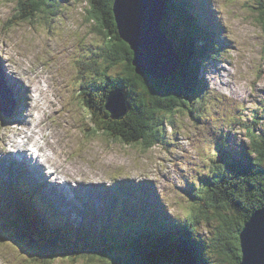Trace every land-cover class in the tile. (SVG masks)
Wrapping results in <instances>:
<instances>
[{"label":"rangeland","instance_id":"1","mask_svg":"<svg viewBox=\"0 0 264 264\" xmlns=\"http://www.w3.org/2000/svg\"><path fill=\"white\" fill-rule=\"evenodd\" d=\"M174 2L175 0H165L167 13L166 17H164L165 21H162L163 30L173 44L178 46L177 42L171 40L170 33L174 31L173 27L177 25V22L181 24L180 21L177 20V16L172 13L176 10L181 11V14L187 15L190 20H193V25L198 23L199 26L205 23L208 24L212 29L211 32L213 34H211L210 40L213 43L216 44L215 40L219 38V36L225 42L220 49V58H216L217 62L214 63L211 61L202 67L206 69L201 70L198 79L202 80L204 78L203 81L209 86L211 94L205 96L201 103L202 107L196 105L197 109L193 110L195 115H202L200 120L202 118L205 119L206 111L209 107L217 104L215 99L220 98V100L227 102L226 105L229 110L233 105H238L239 101H242L244 103V108L242 112L238 111L239 124L242 128L239 125L238 127H231L230 130L227 129L225 131L224 128L222 129V127H219L218 133L219 131L220 133L218 135H203L204 132L198 130L196 132L197 135H189L192 134L199 125H192L187 110H179L176 116L173 117V122H176L173 126V130H171L170 127H165L166 134L169 135L168 140L170 144L163 148L155 147L146 151L136 146L126 147L118 144L116 141L106 144L99 140L96 135L102 137H106V135L102 133V129L98 124V118L93 117L91 119L81 106V92L79 93L78 89L75 87L79 86L81 82L87 84L88 81H91L93 78L90 88L94 86L95 89H98L99 85L103 82L104 75L102 72L104 67L98 63L101 59L92 57V55L98 51V47L102 48L106 38L102 34L104 32H98L96 28L88 22V10H86L88 9V0H54V3H49L52 7L57 6L52 12L46 11L47 9L41 10L42 6H37V10L35 11L34 7H26L28 1H25L20 8V12H25V18L32 14L27 19L14 17L17 10V0H0V54L8 52L6 55L3 54L7 60H3L1 65L10 71H28L31 74L37 72L38 74H44L43 76L46 78L48 77V84L52 87L56 98L54 109L57 110L50 115L51 123L61 126L66 117L70 122H75L74 126L73 124L71 125L67 119V121H65L68 134L75 136V139L72 140L73 145L68 150V155H73L75 158L82 161L85 164L84 168L91 172H98L100 174H109L112 172L111 176H119L115 173H121L136 176L140 178V180L150 177L151 179H147V181L158 183V187H154L155 191L161 190L170 201L178 199L176 192L183 186L181 181L185 176H197L202 178L203 176H207L208 171L211 173L214 172V164H216L217 159L213 156V151L215 149V144L218 143L220 139H224L225 142L228 141L229 148L234 152L233 154L242 156V154L239 153H246L248 140H250L247 138L245 139V135H258L260 131H264V14L259 10L258 7L260 6L257 4V1L178 0L180 3H178L177 6ZM58 9L62 10V12H57L58 15L54 16L53 12ZM49 13H51V15ZM178 30L182 32V29L179 28ZM58 37H60L59 47L55 46ZM66 37H69V40L67 41V46L63 47L61 43ZM201 38L203 37L201 36ZM201 38L193 40L197 41L198 44L203 41ZM76 44L79 46V49L81 48L83 51V54L78 56V58L75 55ZM54 47L55 49H53ZM5 48L8 50L6 51ZM29 51L32 53H29ZM131 52L133 60L134 50H131ZM88 54L89 56L86 58ZM207 57H209V55ZM74 60L79 66V70L77 71L75 69L76 64L73 62ZM95 61L97 64L93 66V68H95L94 70L88 66V63H93ZM73 63L75 64L74 67L72 66ZM18 72L16 73L20 74ZM110 74L112 77L117 76V69L114 68L110 70ZM8 75L10 85L13 87L15 85V89H20L22 91H20L19 95H14V97L18 101H23L24 95H27L31 103L37 104L38 98L34 91L31 89L27 91L22 90L24 87L26 88L25 83L22 84L11 77L10 74ZM8 75H3V80ZM176 76L173 73L171 77L175 78ZM22 77L28 78V80L31 81L33 76L31 75V77H29L25 75ZM59 78H67V82L64 86L57 81ZM72 79L74 80L73 83ZM2 87L8 103L11 104V102H14L13 95L11 94L12 89H7L4 85H2ZM75 93L74 102H70L71 94L75 95ZM241 107H243V105H241ZM11 110H13V108H11ZM13 114L12 117L15 116V113ZM200 123L201 122H198V124ZM13 125H16L14 121H9L5 126L0 124V129ZM16 127L17 131L20 133L19 135L27 133L29 129L25 124H20ZM182 133L186 135H179ZM1 135L2 138L3 136H12L8 131V127ZM91 135H93V138H89ZM173 135H175V137H173ZM87 139L90 141L85 142ZM94 147H96L95 151ZM78 148H81L82 151L89 150L92 155L88 152H84V155L82 151H80L79 155L74 154L77 152ZM25 152L27 155L30 154L29 151ZM106 157L117 159L123 164L108 162ZM208 157L211 158L210 161L206 160ZM30 160L31 159H28L27 162H23V164L26 166ZM45 160L51 165L54 164V162L49 159L47 153L45 155ZM148 164L156 165L159 169L153 173L151 172V168L147 167ZM20 167L24 168L23 165H20ZM139 168L145 169L140 170ZM24 171L26 170L24 169ZM133 173L137 174L135 175ZM43 176H45L48 183V177L46 175ZM64 176L72 180L71 175ZM7 178L8 177H6V179ZM0 180H3V177L0 176ZM34 182L41 184L37 181ZM67 183L74 187L79 185L84 186V182L78 180L74 182L69 181ZM124 183L127 184V182ZM108 186L111 185L108 184ZM37 187L40 189L39 186ZM43 187L44 191L47 193V188L44 185ZM114 191L115 190L109 191L106 206L111 205ZM92 195L93 198L96 199V195ZM202 197L205 199V203H208V201H206V193L202 194ZM76 198L78 199L79 197ZM50 199L51 197L49 200ZM182 200L183 197L177 201L183 202ZM55 201H57L55 206L58 211L64 213L68 212L65 214L71 216V218L77 216L70 214V211L64 208L59 200L55 199ZM175 203L177 202H173V209H171V212L176 214V216H181L183 213L180 211L183 209L179 206H175ZM102 205L104 206L105 202H102ZM62 207L64 210H62ZM209 207L210 208L207 209H211V211L214 210L211 206ZM98 211L102 212L103 209L101 210L100 207ZM209 216L211 215L209 214ZM179 221L182 222L183 219L180 218ZM248 221L244 224L248 223ZM217 227L218 222L214 220L207 223L203 222L200 227V234L203 235L202 242L204 244L209 243L211 239L212 242H214V237L220 230H217ZM163 236L169 238L170 234L166 232L162 237ZM0 249L6 250L13 255L14 259L11 264H39L37 261H33V259H29L19 253L16 247L11 243L0 242ZM207 254L208 249L204 254H200V259H202L203 262H205L207 258H212L214 261L216 260L213 256ZM127 255L128 254H125L123 258L125 259ZM29 260L32 263H29ZM52 260H55L54 264H110L108 257H103L99 260L97 258L90 260L74 256L55 258Z\"/></svg>","mask_w":264,"mask_h":264},{"label":"trees","instance_id":"2","mask_svg":"<svg viewBox=\"0 0 264 264\" xmlns=\"http://www.w3.org/2000/svg\"><path fill=\"white\" fill-rule=\"evenodd\" d=\"M25 1H28L26 7H34L35 11L37 6H42L41 10L47 9L46 11H53L57 7H52L49 4L50 2L54 3V0H17L14 17L27 19L32 15L25 18V12H20ZM256 1L260 6L259 10L264 14V0ZM178 3L180 2L175 0L176 6ZM114 4L115 0H88V9H86L88 10V22L98 32H104L102 34L106 38L102 48L98 47V51L92 55V57L101 59L98 63L104 67L102 71L104 83L98 89L90 88L92 80L87 84L83 83L80 86L81 106L91 119L98 118L102 133L106 135V137L96 135L101 141H116L120 145L136 146L146 151L154 147L168 146L165 127L174 126L173 117L179 110H187V113L194 118L193 110L197 109L196 105L202 106L201 103L207 95L204 81L198 79V76H192L195 69L191 67L198 64L196 62L198 59L206 61L209 58L200 56L201 53L211 52L215 55L218 51L219 56L221 47L219 44L213 43L210 36L201 38V35H197L198 30L196 29L195 32L193 20H190L187 15L181 14V11L178 10L173 11L177 20L186 26V32L181 34H179V26L173 27V32L178 38L177 52L184 60L181 68L174 73L175 76L177 73L178 75L164 81H155L139 75L132 65L133 57L129 45L120 37L113 12ZM57 12H60V9L54 11V16L58 15ZM174 33L171 32L170 36ZM196 37L207 41V43L204 46L192 47L193 49L191 46L188 48L192 39H196ZM220 43L224 44L225 42ZM189 53L192 56L188 58L187 54L189 55ZM181 54H184L185 57ZM211 54L209 53V55ZM95 64H97L96 61L88 63V66L95 70L93 68ZM118 64L120 65L117 68L118 75L112 77L110 70H113ZM202 67L200 66V69ZM118 88L124 89L127 93L130 110L121 120L113 121L105 110V102L108 95ZM89 138H93V135ZM217 152L220 153L218 160L223 167L211 173L213 177H203L202 183L197 189L192 187L190 204L188 202L182 207L189 213L187 223L181 224L185 228L186 235L178 230H171L169 231L170 237L165 238L162 237V234L153 233V230H150L152 228H146L143 231H137L138 236L134 240L136 229L128 228L123 235L119 236L118 233V236L115 235V238L109 239L102 233L92 232L84 225L71 234L74 239L72 244L60 248V245L64 244L62 241H69L64 236L70 234L50 235L53 230L47 228L46 236L52 244L51 246L45 245L43 241H38L41 240L40 238L44 239L45 236L37 229L32 219L27 218L26 223H22L24 227L18 229L13 225L11 229L0 233V237L14 238L24 242L23 244L30 245L38 253L35 255L37 259L33 261H37L39 264H54L51 258L54 249L59 252L67 251L66 253L72 257L78 256L90 260L94 257L98 260L108 257L110 264H239L242 256L239 235L243 225L256 211L264 207V131L259 132L258 135H251L246 153H239L242 156L230 152L226 145L218 147ZM204 193L207 195L208 203H205V199L202 197ZM209 206L214 210L207 209L210 208ZM31 208L36 207L32 205ZM7 215L9 218L13 217L12 214ZM212 220L218 222L217 230H220L215 237L213 236L214 242L211 239L209 243L204 244L202 242L203 235H200V227L203 222L207 223ZM12 221L19 222L17 217H14ZM172 224L174 223H167V225ZM194 235H197L199 240L195 246L188 240L193 239ZM84 242H88L93 247L96 245L100 247L88 248ZM140 244L144 247L147 246L148 249H156L157 252L153 254L138 252L136 249ZM207 249V255L213 256L215 261L212 258H207L205 262L200 259V254H204ZM178 252H181V256L171 255ZM125 253L128 255L124 259ZM29 263L32 262L29 260Z\"/></svg>","mask_w":264,"mask_h":264},{"label":"bare ground","instance_id":"3","mask_svg":"<svg viewBox=\"0 0 264 264\" xmlns=\"http://www.w3.org/2000/svg\"><path fill=\"white\" fill-rule=\"evenodd\" d=\"M140 1L141 0H130L129 5L132 4L139 5ZM126 2L128 5V1ZM116 4L119 5L118 3H115L114 5ZM155 10H151V13L154 14ZM115 11L116 10L113 9L114 13ZM131 11L132 10L129 9V12ZM134 16L135 15L133 13V18L131 20L135 18ZM117 17L120 19L119 14H117ZM164 21L165 19L163 20V22ZM121 26L126 27V21L124 19L121 20ZM206 43L207 41L206 42L202 41L197 44V42L192 39L190 45H188V48L190 46L191 48L204 46ZM173 49L177 52V47L173 46ZM163 51L164 49L160 50L159 45H153L150 51L149 48L147 49L148 53L153 52L154 54L158 53V55L161 54ZM189 52L191 51L189 50ZM209 53L211 54V52H204L201 53L200 56L206 57L209 55ZM181 55L185 57L184 54ZM191 56H192L191 53H189V55L187 54L188 58ZM209 58L212 60V62L214 63L217 62L216 58L218 59L220 58V56H218V51H216L215 55L214 54L209 55ZM196 62L198 64L195 66L193 65L191 67L192 69H195L194 74L192 75L193 77L199 76L201 74V70H205V68L200 69V66L204 67L206 65L203 59H198ZM197 67L199 68L198 70ZM9 74L16 81L21 82L22 84L24 83L25 80H28V78H23L20 74H17L16 71H10ZM189 74L191 75L190 72ZM32 76L33 77L31 81L28 80L30 85H27L26 86L27 88L24 87L22 90L24 91H27L28 89L33 90L36 97L38 98L37 104L31 103L29 101L30 98L27 95H24L25 97L23 96L24 97L23 101H18L14 97V95H19L21 90L15 89V85L14 87L10 85V81L8 79L9 75L4 79V82L6 83V88L12 89L11 94L13 95V101H14L13 110L14 112L15 111L18 112L15 115L13 121L18 124H23V125L25 124L28 126L29 129L27 133L19 135L20 133L17 131L16 126H8V131L12 136H3V138L2 137L0 138V176L3 177V180L0 181L4 183L9 179V175L4 174V168L7 166L15 168V173L17 174L20 173V170L23 169L24 171L25 169L26 170L25 173L27 174L29 179L31 178L33 181H37L41 183V184L35 183L36 186L33 188H36L37 192L41 194L42 197L46 198L49 202H50L49 200L50 197L53 201H55V199L59 200L63 204V207L67 208L71 214L75 215L79 213L80 211H82V209L85 206L99 207L97 200L93 198L92 194H95L96 197L98 195L97 194L98 192H101L103 194H108L109 193V190L107 188L108 184L111 185L109 187H113L114 185H118L121 183L119 182L107 183L103 179V176H101L98 172L92 173L90 170L84 168L85 164H83L81 161L70 159L65 154V150L68 145V139L62 144L59 142L64 135H69L68 131L66 130V124H65V121L67 120L66 119L64 120V129H62L60 126L53 124L51 126L43 124L41 113L45 114L47 120H50L48 109L49 107L54 108L55 100L53 99V95L51 91H49V86L45 85V83L48 82L47 78L42 74H38V75L32 74ZM24 105H27V107H24L23 109ZM241 105H243V107H241ZM243 108H244V103L242 101H239L238 105H236V107L234 108V111L238 110L239 112L240 111L242 112ZM49 135H57L58 138L55 142H53L49 137ZM250 137L251 135H245V139L246 138L250 139ZM38 139L43 140V143H41ZM226 142L228 143V141ZM12 151H16V153L13 154ZM25 151H29L30 154L27 155ZM46 153L49 159H51V161L54 162V164L51 165L47 163V161L45 160ZM28 159L31 160L25 166L23 162L24 163L27 162ZM32 159L33 160L36 159V162H33ZM106 160H108V162H115L117 164H122L121 161L114 158L106 157ZM206 160L210 161L211 158L208 157L206 158ZM19 164L23 165L24 168H21ZM42 166L46 168L47 172L43 171L44 168ZM45 173H47L49 177H51L48 178V183H47V179H45V176H43L45 175ZM64 175H71L73 182L78 180L84 182L86 186L71 187L66 183L71 180H69ZM6 177L8 178L6 179ZM12 177L14 180H18L16 175H12ZM122 180L123 182H127L128 185H137L138 182L134 177H125L124 179L118 181H122ZM43 185L47 188V193L46 191H44ZM37 186H39L40 189ZM0 188L3 189V186L0 185ZM152 189L155 190L154 187H150L149 189H147V193L151 192ZM76 197L79 198L77 199ZM130 199L132 201L136 199L134 193L130 195ZM102 202L106 203V198H103L101 204ZM52 205L55 206V203ZM27 207L29 208L28 205ZM63 207L62 210H64ZM139 215L142 216L141 213H139ZM128 217H129V210L127 207H124L123 209L116 211L115 217L111 219L112 224L117 225L118 222L124 223L125 219ZM167 223H166V230L168 231L171 228L179 226L178 221L176 219L175 221L172 222L174 223L172 225H167ZM8 260L12 262L9 256H8Z\"/></svg>","mask_w":264,"mask_h":264},{"label":"water","instance_id":"4","mask_svg":"<svg viewBox=\"0 0 264 264\" xmlns=\"http://www.w3.org/2000/svg\"><path fill=\"white\" fill-rule=\"evenodd\" d=\"M115 3L119 4L114 5L116 10L114 14L121 39L129 45L132 51L134 50L132 65L135 72L155 81L169 79L181 68V61L178 53L173 49L172 42L162 30V21L167 13L165 0H141L139 5H129L130 0H117ZM129 9L132 11L129 12ZM151 10H155L154 14ZM133 13L135 18L131 20ZM122 19L126 21V27L121 26ZM153 45H159L160 50L164 49V51L159 55L153 52L148 53L147 49L149 48L150 51ZM105 109L110 113L112 120H121L128 110L125 96L122 93L110 95ZM239 240L242 254L239 264H264V207L255 212L248 223L243 225ZM23 243L11 240V244L19 253L28 258L37 259L35 255L38 253L30 245ZM136 250L145 254L157 252L156 249H148L147 246L144 247L141 244L137 245ZM171 255L181 256V252Z\"/></svg>","mask_w":264,"mask_h":264}]
</instances>
